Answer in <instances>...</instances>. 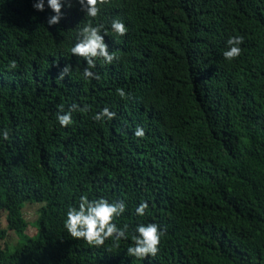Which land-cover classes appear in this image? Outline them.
<instances>
[{
  "label": "trees",
  "instance_id": "obj_1",
  "mask_svg": "<svg viewBox=\"0 0 264 264\" xmlns=\"http://www.w3.org/2000/svg\"><path fill=\"white\" fill-rule=\"evenodd\" d=\"M37 2L0 0V264H264V0H111L93 25L117 59L96 60L90 80L70 52L91 19L79 0H62L52 26ZM235 36L242 53L229 61ZM74 104L88 111L62 127L60 106ZM105 108L115 118L95 120ZM83 195L126 204L118 247L67 232ZM28 203L41 205L38 232L13 246ZM149 223L165 233L157 255L129 256Z\"/></svg>",
  "mask_w": 264,
  "mask_h": 264
},
{
  "label": "clouds",
  "instance_id": "obj_2",
  "mask_svg": "<svg viewBox=\"0 0 264 264\" xmlns=\"http://www.w3.org/2000/svg\"><path fill=\"white\" fill-rule=\"evenodd\" d=\"M68 2V0H65ZM48 6L55 13L48 19L50 26L59 24L62 18V0H47ZM82 9L86 12V16L91 18L80 29L79 39L75 45L70 49L72 55L83 58L87 61V67L83 69V78L85 80L99 79L92 69L96 67V60H102L104 63L112 64L117 59L115 53H110L107 44L104 40V35H101L103 25H93V20L100 14L101 7L109 5L111 0H79ZM71 7V4L68 5ZM36 10L43 12L45 10L44 0H38L34 4ZM112 30L119 36H124L127 33L125 25L120 20L112 21ZM228 50L223 55L225 59L232 61L240 57L242 49L240 45L244 43L243 36L230 37L227 41ZM11 68L16 67V63H11ZM72 72L71 65L65 66L58 79L63 80ZM120 97H125V92L122 89H117ZM88 111V107L80 108L79 105H72L70 109L65 112L63 106H60V113L57 119L62 127H67L72 124L73 112ZM115 113L108 108L102 110L101 113L94 115V119L102 121L105 118L112 120L115 118ZM134 135L137 138H143L145 131L141 127H137ZM3 139L8 140L9 134L7 130L3 131ZM126 204L123 201L109 203L108 200L100 198L96 200H89L87 195L80 197L78 207H70L67 211V219L65 221V228L70 236L74 239H83L92 247H101L109 239L116 242L119 246V241L127 239L128 225L123 228H118L114 222L117 217H120L126 211ZM149 205L147 202H141L136 208V214L140 217L145 216ZM138 235L133 237V246L128 247L127 254L131 257L144 259L148 256L155 257L159 251L161 237L165 234L161 231L159 225L149 223L147 225L140 224L136 228Z\"/></svg>",
  "mask_w": 264,
  "mask_h": 264
},
{
  "label": "rangeland",
  "instance_id": "obj_3",
  "mask_svg": "<svg viewBox=\"0 0 264 264\" xmlns=\"http://www.w3.org/2000/svg\"><path fill=\"white\" fill-rule=\"evenodd\" d=\"M41 207L40 204H32L28 203L25 206L24 213L27 221L29 222V226L27 231L20 235V237L16 236V233H13L11 235L12 238H10L9 242L14 246L16 241L19 239V242L24 243L27 242L28 238L35 237V235L38 232V224L37 220L39 217V208ZM7 228V220L4 214L0 215V229H6ZM3 245H5V242L2 241Z\"/></svg>",
  "mask_w": 264,
  "mask_h": 264
}]
</instances>
